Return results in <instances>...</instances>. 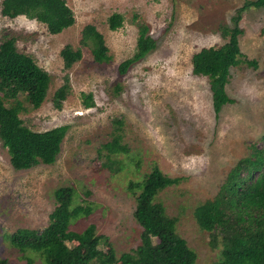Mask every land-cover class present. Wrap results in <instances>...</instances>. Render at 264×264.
I'll return each mask as SVG.
<instances>
[{
    "label": "rangeland",
    "instance_id": "374dc122",
    "mask_svg": "<svg viewBox=\"0 0 264 264\" xmlns=\"http://www.w3.org/2000/svg\"><path fill=\"white\" fill-rule=\"evenodd\" d=\"M0 43L13 37L18 51L31 56L50 75L42 104L20 113L24 125L34 131L68 126L60 152L52 164L14 169L0 141V260L28 264L12 244L17 229H43L56 205V190L71 186L74 205H87L90 213L73 216L69 228L88 224L108 238L104 250L109 264L140 241L141 227L133 217L141 181L154 165L177 182L157 196L175 231L196 253L194 264L222 260L220 236L212 242L210 231L196 220L199 205L227 191L228 170L261 143L264 133V6H246L240 12V49L255 65L241 62L230 68L225 90L232 102L215 114L212 93L205 76L192 73L191 56L202 47L227 40L224 29L252 0H66L74 13L72 26L51 34L46 26L24 15L1 13ZM118 12L124 20L116 30L108 17ZM93 24L103 35L110 61L96 63L89 47L80 45L81 30ZM147 26L155 48L133 63L124 75L118 65L133 56L139 29ZM80 47L82 57L65 68L60 50ZM67 79L69 92L59 108L54 92ZM91 94L93 106H84ZM26 105V104H25ZM122 119L115 130L114 119ZM121 135L128 151L104 157L103 144ZM240 206V205H239ZM240 209L242 207L240 206ZM238 211V209H234ZM32 264H43L32 250Z\"/></svg>",
    "mask_w": 264,
    "mask_h": 264
},
{
    "label": "trees",
    "instance_id": "16d2710c",
    "mask_svg": "<svg viewBox=\"0 0 264 264\" xmlns=\"http://www.w3.org/2000/svg\"><path fill=\"white\" fill-rule=\"evenodd\" d=\"M249 5L264 6V0H252L240 8L234 17V26L223 31L227 37L225 43L202 47L191 56L192 73L209 80L215 114L224 104L232 102L225 90L230 68L241 62L256 64L244 57L239 45L242 32L238 25L240 12ZM1 13L8 17L24 15L35 19L43 23L51 34H58L75 22L66 0H2ZM123 20L122 14L112 13L107 19L108 28L116 30L122 26ZM80 45L90 48L96 63L110 61L103 35L93 24L82 28ZM155 45L148 27L142 26L135 53L120 62L119 74L124 75L130 65L143 59ZM60 56L64 67L69 68L81 59L82 51L80 47L74 49L66 44L60 50ZM49 83V73L31 56L18 51L13 37L0 43V141L7 149L14 169H28L40 163L52 164L60 152L68 129L66 124L34 131L24 125L19 116L25 109H36L42 104ZM69 89L66 79L54 92L57 108ZM93 104L91 94L84 95V106ZM113 121L115 130H121L122 119ZM120 139L121 135L115 132L112 140L103 144L107 160L114 161L111 154L128 151ZM260 141L259 145L255 142L250 144L248 154L239 158L226 174L225 185L233 198L228 201L226 192L219 193L196 209V220L202 228L210 231L212 242L220 236L222 260L215 264H264V133ZM177 179L165 175L154 165L141 181L129 182L130 188L139 189L133 217L141 227L140 241L130 251L121 254L118 264H194L196 253L175 231V220L167 215L164 205L157 200L158 193L176 183ZM72 201V187H59L56 205L49 214L47 225L41 230L17 229L11 236L12 244L20 249L28 264L33 261L27 254L28 250L36 252L43 264H109L111 253L104 250L108 238L96 233L94 223L80 231L69 228L71 217L88 215L91 210L87 205L72 206ZM0 264H5V259H1Z\"/></svg>",
    "mask_w": 264,
    "mask_h": 264
}]
</instances>
